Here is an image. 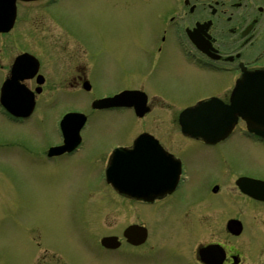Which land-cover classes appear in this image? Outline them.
Masks as SVG:
<instances>
[{
    "label": "flooded vegetation",
    "instance_id": "flooded-vegetation-1",
    "mask_svg": "<svg viewBox=\"0 0 264 264\" xmlns=\"http://www.w3.org/2000/svg\"><path fill=\"white\" fill-rule=\"evenodd\" d=\"M181 1L183 4L181 9L174 5L172 0H158L159 7L153 10L149 9L148 15L154 21L149 22V40H138V43L141 44L139 46L143 49L146 66V72L137 74L138 82H135L134 78L127 83L124 80L121 82L119 79L110 84V89H107L103 88V84H105L103 81L98 88L93 72L98 70L100 59H103L104 72L109 70L105 52L110 53L114 49L116 40L108 37L100 39H96L94 36L89 37L74 24V26L71 24V26L67 25L61 28L62 32L71 39V44L75 45V56H73L72 63L68 64L69 67L64 66L61 61H57L54 56L50 58L53 65L46 67V60H43L41 53L34 52L38 59L36 74L30 78H17L10 87L11 90L19 89L20 86L30 90L39 87L32 113L24 117L15 116L0 105V117L8 125H27L36 116L38 119L36 121H40L42 124V119L49 117L53 108L61 107L60 105L63 103L59 102L60 93L67 91L74 93L73 95H81L84 104L79 106L85 114V125L78 137L74 133L64 134L56 127L60 116L71 111L70 109L59 113L53 123L49 118L50 126L54 127L55 131L51 134L40 133L33 143L30 141L27 144L26 142L25 157L38 160L42 164L57 166L61 162L72 159L76 154H80L88 144H93L88 140L92 127L91 122L96 116L107 115L116 118L119 115H127L132 118V121H137L133 116L132 105L112 103L106 107H92L90 102L99 98L93 94L95 92H106L111 96L114 92L123 89L134 90L138 94L132 100V104L146 106L148 109L142 117L138 118L145 120L151 117L156 120L152 110L156 107H168L171 105V101L167 99L165 92L163 97L159 95L162 91L157 83V73L153 71L157 65L162 70L170 69L166 58L170 64L173 63L170 52L175 48L180 61L188 62L197 73L212 72L218 76H221L222 73L228 78L227 84L218 86L213 91L195 90V93L189 92L179 103L183 106L191 105L198 99L209 96H217L226 101L234 82L243 70L264 68V0ZM20 7L21 1H17L13 26L7 31H0V37L4 35L0 39L9 37L14 26L20 22L22 15ZM206 20L210 21L207 27L209 37L201 34V42L204 44L207 40L208 54L199 50L198 46L184 32L185 28L192 29L196 24ZM43 21L44 19L40 18L37 23ZM25 22L27 21L24 20ZM48 22L54 23V21ZM0 47H5V45ZM166 48L169 53L167 57L165 56ZM25 50L27 49L18 50L15 54L8 52L9 54L6 55L5 53L4 63H2L4 54L0 52V86L3 80L10 76L15 58ZM173 67L179 71L178 68ZM53 72L58 73L56 77H52ZM37 74H40L38 78L41 80L39 81H37ZM166 118L167 116L163 120ZM170 119L176 128V116L171 114ZM239 126L241 125L237 122L235 128L226 138L213 143H207L200 137L186 135L179 130L176 133L169 131L156 133L153 130L145 129L131 135L125 133L127 130L124 129L125 132L118 134L112 141L102 137L107 141L106 143H102L100 147L91 146V157L88 156L75 167L76 170H80L83 175H86V178L79 184L88 185V191L94 185L95 187H105L113 203L116 202L117 197L131 200V203L141 207L138 209L140 214L144 215V212L150 211L154 215L148 222L143 219L123 222L119 215L120 222H118L116 231L109 230L99 234V237L113 235L116 240V243L110 242L107 244L108 246L100 247L104 255L107 257L108 253L116 251L121 252V256L132 255L138 262L146 260L161 264V255L171 248L179 252L178 255L183 264H245V259L249 255L254 258L255 264H264V138L247 132ZM85 127L86 130H84ZM142 132L156 139L160 152L159 157L156 158L157 152L152 149L154 165L144 164L148 168L146 171L152 170L153 177L161 186L167 184L173 178L174 173L178 171L176 186L171 192H160L151 198L141 196L133 198L125 195L124 192L117 193L113 189L116 197L108 189L111 187L106 183L104 176L99 177L98 173L102 172L109 162L114 161L121 165L116 169L127 168L129 171L140 169L143 161L137 157L136 151L132 154H121L115 158L112 150L117 146L131 149L134 138ZM9 134L7 131L4 136ZM234 138L244 141V143L241 142V145H245V152H238L245 161L243 165L230 164L225 153L227 152L225 146L228 144V151L234 150V147H231L235 144ZM7 142L2 139L0 148L4 144L5 150H9ZM54 147L55 150H53ZM59 150L61 151L58 152ZM167 154L179 158L178 168L165 163ZM198 160H201L204 167H209V172L203 179L200 176V168L197 166ZM250 162L256 163L258 166L255 165L256 168H253L249 164ZM80 171L78 172L81 174ZM94 174L97 175L96 178ZM239 177H246L244 186L237 185ZM229 184L232 187H226V190L223 191V188ZM166 200L168 201L166 202ZM159 201L164 204L157 210L155 208ZM237 203L245 204L248 211L252 212L253 218H262L259 222L260 229L257 227L258 224L252 221V217L248 219L237 214H222L227 208L235 209L234 205ZM204 205V211L200 212L196 209H203ZM241 211L243 210L241 209ZM89 213L91 212L89 211ZM114 214L115 212H110L106 218H110ZM203 216L204 221L207 218L205 223L202 221ZM94 218L86 217V232L90 234L91 243L98 247L94 243L96 238L91 235L93 230V221L91 220ZM159 223H161L160 226L155 229L154 227H157ZM162 226L171 230L169 243L163 238ZM173 230L179 232L178 237L173 235ZM243 237L242 243L235 241L236 238L243 239Z\"/></svg>",
    "mask_w": 264,
    "mask_h": 264
},
{
    "label": "rangeland",
    "instance_id": "rangeland-1",
    "mask_svg": "<svg viewBox=\"0 0 264 264\" xmlns=\"http://www.w3.org/2000/svg\"><path fill=\"white\" fill-rule=\"evenodd\" d=\"M42 5V2L21 4L20 22L14 26L9 37L0 39V46L5 45L0 47L1 54H4L2 63L5 62L8 52L15 54L21 49L41 53L43 60H46V67L53 65L50 59L52 56L66 67L72 63L75 45H72L71 39L62 32V27L55 22L50 24L47 20L37 23L40 20L39 11ZM157 7H159L158 0H60L52 5V12L55 11L56 15L59 13L67 25L74 24L89 37L94 36L96 39L108 37L116 40L114 49L110 53L105 52L109 70L104 72L103 59H100L98 70L93 72L98 88L104 81L106 85L103 84V88L110 89V84L119 79L127 83L134 78L135 82H138L137 74L146 72L143 49L139 46L141 44L138 40H149V22L154 20L148 13L149 9L153 10ZM24 15L29 16V20L25 23ZM167 49L166 57L169 55ZM170 53L173 63L170 64L166 58L170 69L162 70L157 65L153 72L157 73V83L162 91L159 95L162 96L165 92L172 105L179 104L189 92L213 91L218 86L228 83V78L222 73L221 76L212 72L197 73L188 62L180 61L176 48ZM57 74L53 72L52 77H56ZM73 94L67 91L60 93L59 102L63 104L60 105L61 107L53 108L51 117L65 106L80 107L79 105L84 104L80 94ZM177 109L170 106L156 107L152 110L156 120L148 117L134 123L127 115H119L116 118L98 115L92 119L89 132L88 141L93 144H88L80 154L57 166L42 164L38 160L25 157L24 154L26 142L33 143L40 133L54 132L46 117L42 119V124L36 121L38 119L35 116L27 125L19 126L8 125L0 117V139L8 141L9 144V150H5L4 144L0 148V264H35L36 259L39 261L37 264L41 260L50 263L55 261V256L60 258L62 264H158L146 260L138 262L132 255L121 256V252L116 251L108 253L107 257L102 256L101 252L86 243L87 241L91 244L90 234L86 232L87 221L84 220L86 217H97L91 220L94 230L91 235L95 236L109 230L116 231L120 222L119 215L123 222L141 219L148 222L154 215L150 211L144 212V215L140 214L138 212L140 206L131 203V200L117 197L109 188L118 198L115 203L108 196L105 187L94 185L89 193L88 185L79 184L86 175L75 167L88 156L91 157V146L100 147L102 143L107 142L102 137L112 141L118 134L125 132L124 129L127 130L125 133L131 135L145 129L156 133L164 131L176 133L177 129L171 123L170 116ZM166 116V120H163ZM7 131L10 134L4 136ZM234 142L235 144L231 145L234 150L228 151V144L225 146L227 150L225 153L230 164L243 165L245 161L238 152H245V145H241L244 141L234 138ZM200 161H197V166L203 179L208 174L209 167H204ZM249 164L253 168H256L255 165L258 166L253 162ZM94 177L96 178L97 175L94 174ZM92 179L95 180L93 177ZM226 187L232 186L226 185L223 191ZM163 204L159 201L155 209L158 210ZM234 206L235 209L227 208L222 214H237L251 219L252 212L248 211L245 204L237 203ZM196 209L200 212L204 211L205 205L203 209ZM110 212L115 214L106 218ZM261 219L252 217V221L258 224L259 229ZM202 221L205 223L207 218L204 221L203 216ZM100 222L103 225L98 224ZM160 224L154 228L157 229ZM161 229L164 231L163 238L169 243L171 230L165 226ZM172 233L176 237L179 236L176 230ZM244 237L236 238L235 241L242 243ZM38 240H41L42 244L38 245ZM153 241L160 243L155 239ZM42 246L49 249L42 251L41 254ZM178 254L179 252L174 249H167L161 255V264H183ZM253 261L254 258L249 255L245 259V264H255Z\"/></svg>",
    "mask_w": 264,
    "mask_h": 264
},
{
    "label": "water",
    "instance_id": "water-1",
    "mask_svg": "<svg viewBox=\"0 0 264 264\" xmlns=\"http://www.w3.org/2000/svg\"><path fill=\"white\" fill-rule=\"evenodd\" d=\"M262 75H264V74H262ZM249 79L252 80V81H254V80H258L257 77H256L255 75L249 76Z\"/></svg>",
    "mask_w": 264,
    "mask_h": 264
}]
</instances>
